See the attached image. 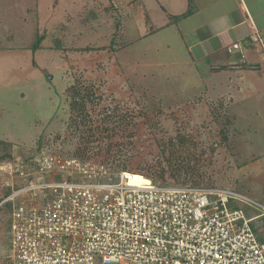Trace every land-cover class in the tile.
<instances>
[{
    "label": "rangeland",
    "instance_id": "1",
    "mask_svg": "<svg viewBox=\"0 0 264 264\" xmlns=\"http://www.w3.org/2000/svg\"><path fill=\"white\" fill-rule=\"evenodd\" d=\"M133 2L0 0V161L15 159L0 162V199L40 180L51 157H73L94 130L91 162L126 167L135 183L156 177L152 167L190 164L198 173L173 179L169 168L167 181L225 188L264 206L260 37L252 35L262 48L258 70L234 84L225 70H210L200 49L189 52L176 21L154 32L129 21ZM112 144L121 153L107 155ZM239 206L247 219L262 213ZM7 213L0 209V264H12ZM254 225L264 240V217Z\"/></svg>",
    "mask_w": 264,
    "mask_h": 264
},
{
    "label": "built area",
    "instance_id": "2",
    "mask_svg": "<svg viewBox=\"0 0 264 264\" xmlns=\"http://www.w3.org/2000/svg\"><path fill=\"white\" fill-rule=\"evenodd\" d=\"M47 162L40 180L0 203L10 206L12 264H264L254 225L264 206L235 191L133 185L130 172L104 164ZM241 203L262 213L247 219Z\"/></svg>",
    "mask_w": 264,
    "mask_h": 264
},
{
    "label": "crops",
    "instance_id": "3",
    "mask_svg": "<svg viewBox=\"0 0 264 264\" xmlns=\"http://www.w3.org/2000/svg\"><path fill=\"white\" fill-rule=\"evenodd\" d=\"M127 5L128 20L142 21L151 32L176 21L189 52L200 49L199 58L213 62L209 66L213 73L228 72L229 82L238 84L248 71L259 68L253 61L262 54L252 35L258 34L264 44V0H135ZM235 45L241 49L235 51Z\"/></svg>",
    "mask_w": 264,
    "mask_h": 264
},
{
    "label": "trees",
    "instance_id": "4",
    "mask_svg": "<svg viewBox=\"0 0 264 264\" xmlns=\"http://www.w3.org/2000/svg\"><path fill=\"white\" fill-rule=\"evenodd\" d=\"M42 40V37L41 38H39V41H38V43H37V45H36V47L35 48H39L40 47V41ZM77 125V124H76ZM81 125H84V126H87V125H85V122H83V123H81ZM80 125V126H81ZM77 127H79L78 125H77ZM106 131V130H105ZM105 131H104V133H105ZM90 133L86 136V138H84V141H85V143H84V146L83 147H81V145H80V147L73 153V157H76V158H79V159H81V160H83V161H92L93 159H95L96 157H92L91 156V151H95L96 152V148H95V146L96 145H100V143H99V139L98 138H96V134L94 133V130L92 131V130H90L89 131ZM108 132H110V131H106V134L108 133ZM103 133V132H102ZM111 133H115L114 131H112ZM101 135H103V134H101ZM111 135H113V134H111ZM103 137V136H102ZM108 137H110V136H108ZM83 141V142H84ZM184 141V140H183ZM83 142H82V144H83ZM92 146H93V148H92ZM45 147V145H44V143H42V142H40L39 143V145H38V150L39 151H41L43 148ZM97 147V146H96ZM100 147V146H99ZM119 146L117 145H110L109 147H108V149H107V155H112V154H114V152L116 151V149H117V153H121V150H119V148H118ZM98 153V152H97ZM100 153H102V152H100ZM100 153H98V154H100ZM116 155V154H115ZM11 161H13V162H15V159L13 158V157H9V158H5V159H3V160H1L0 162H6V163H9V162H11ZM103 162V161H102ZM104 163V162H103ZM105 164L106 165H108V163H106L105 162ZM104 164V165H105ZM169 168L171 169V172H170V175L169 176H171L173 179H175V178H177L178 176H180L182 173L183 174H186V175H194V174H196V173H198L197 171H196V169H195V167H190V164L189 165H185V166H183V167H181L180 165H179V163H175V164H170L169 165ZM169 168H168V170H165L164 168H159V170H155L154 169V167H152L151 169H150V171L151 172H154L153 174L156 176V177H148V176H145V175H143L142 173H139V174H141V175H143V176H145L147 179H151V180H153V181H155V182H162V183H170V182H168L167 181V172H169ZM118 170L119 171H126V172H128V170H127V168L126 167H122V168H118ZM130 172V171H129ZM130 173H132V174H134L133 172H130ZM158 180V181H157ZM193 185H199V184H194L193 183ZM10 194V192H6L5 194H4V196L0 199V203L2 202V200L5 198V197H7L8 195ZM5 208H7V210H8V215H10V210L8 209V207H10L9 205H6V206H4ZM4 207H2V208H0V209H4ZM7 223H8V231L10 232V219L9 220H7ZM9 235V234H8ZM9 237H10V239H11V236L9 235Z\"/></svg>",
    "mask_w": 264,
    "mask_h": 264
},
{
    "label": "bare ground",
    "instance_id": "5",
    "mask_svg": "<svg viewBox=\"0 0 264 264\" xmlns=\"http://www.w3.org/2000/svg\"><path fill=\"white\" fill-rule=\"evenodd\" d=\"M130 178H131V176H130ZM134 180V179H133ZM132 180V178H131V183L133 184V185H143V184H147V183H149V182H146V181H143V182H136L135 183V181H133Z\"/></svg>",
    "mask_w": 264,
    "mask_h": 264
}]
</instances>
